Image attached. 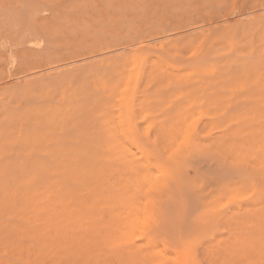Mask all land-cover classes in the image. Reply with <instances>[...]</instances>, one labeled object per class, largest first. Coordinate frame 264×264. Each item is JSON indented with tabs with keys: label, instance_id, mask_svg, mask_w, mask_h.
I'll return each instance as SVG.
<instances>
[{
	"label": "rangeland",
	"instance_id": "obj_1",
	"mask_svg": "<svg viewBox=\"0 0 264 264\" xmlns=\"http://www.w3.org/2000/svg\"><path fill=\"white\" fill-rule=\"evenodd\" d=\"M37 11L62 13L56 56L104 53L95 87L88 77L81 99L60 91L51 103L82 105L83 132L74 118L63 134L38 129L42 150L50 134L83 145V186L96 193L50 264H264V0H0L1 18ZM11 43L0 36L6 79L21 68ZM112 185L115 205L96 220Z\"/></svg>",
	"mask_w": 264,
	"mask_h": 264
},
{
	"label": "bare ground",
	"instance_id": "obj_2",
	"mask_svg": "<svg viewBox=\"0 0 264 264\" xmlns=\"http://www.w3.org/2000/svg\"><path fill=\"white\" fill-rule=\"evenodd\" d=\"M38 12L6 13L0 17V36L11 37V53L19 58L21 67L8 75L13 79L12 83L10 78L0 76V236L5 264H50L53 253L62 251L63 246L59 242L66 236L68 223L83 220L85 195H93L96 200L93 189L86 191L83 186V145L79 148L67 145L65 139L59 137L65 130L64 126L57 127L61 121L81 113L83 106L78 104L70 110L67 106L64 108L51 103L56 99L55 92L60 91L62 100L69 98L72 92L71 98L81 99L88 92V77L94 80L90 87H95L99 81V67H95V63L101 59L94 57L104 53L78 54L72 60L56 56L50 47L53 28H56L62 13ZM5 43L2 47H6ZM35 48L40 51L31 65L28 55ZM77 62L80 63L72 65ZM84 69L88 72L87 77L77 83L76 76ZM260 76L264 77V71ZM29 95L36 102L25 106L21 100ZM82 122L81 116L77 115L73 119V127L83 132ZM42 124L52 128L54 133H60L50 134L49 141L53 145L47 150L39 148V143L45 141L43 139L49 134L38 130ZM16 129L20 132L16 136L21 142L19 148L17 141L11 142L18 144L17 147L8 142L10 135L17 133ZM88 144L90 150L96 147V144ZM91 160L88 163L96 165L97 161ZM110 160L114 162V158L110 157ZM108 190L111 200L96 213V220L103 219L105 211L115 205V186H109ZM96 204L94 201L92 206Z\"/></svg>",
	"mask_w": 264,
	"mask_h": 264
}]
</instances>
